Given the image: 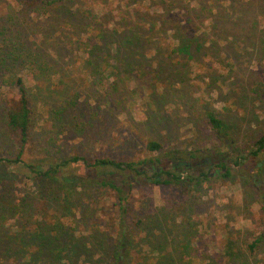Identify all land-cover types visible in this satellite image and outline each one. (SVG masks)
<instances>
[{
    "label": "rangeland",
    "instance_id": "rangeland-1",
    "mask_svg": "<svg viewBox=\"0 0 264 264\" xmlns=\"http://www.w3.org/2000/svg\"><path fill=\"white\" fill-rule=\"evenodd\" d=\"M197 1L191 0L195 5ZM232 1L238 25L233 27L220 21L214 31L219 36L213 41V35L208 34L209 18L195 19L196 34H207L204 47L186 65L172 63L163 74L157 75L154 66L140 67L151 63L143 57V50L135 60L139 67L130 73L122 68L112 74L104 72L101 77L104 83L100 84L101 79L97 81L79 65L78 54L86 55L89 49L63 43V39L76 37L80 32L64 29V33L55 34L58 29H49L43 45L45 61L51 66L42 75L47 84L43 86V78L36 79L27 65H17L18 71L11 75L23 78L33 94L31 100L37 102L33 144L29 143L21 156L23 164L47 156V166L58 158L77 154L87 158L88 164L96 157L135 162L150 176L159 170L152 168L156 162L145 165L140 162L159 157L166 169L175 163H189L191 170L179 172L185 178L187 174L197 176L204 171L209 174L210 178L202 179L200 185L194 182L185 186L154 185L143 181L135 184L127 204L128 228L137 232L139 227L134 225L138 219L145 222L154 214L166 217L162 246L152 254L149 249L142 253L145 264H157L162 260L161 254L173 259L167 264H264V153L251 162L248 155L250 146L264 135V44L260 42L264 0H247L245 8H240V0ZM160 2L80 0L82 9L77 17H83L82 12L90 5L99 14L103 8H109L112 13L101 21L111 25L120 19L117 8L121 14L128 8L155 14ZM17 10L19 7L11 0H0V47H12L10 40L18 41L21 33V42L33 49L38 45L34 39L45 20L30 13L23 22ZM50 44L52 47H47ZM161 54L169 57L170 50H161ZM173 60L180 59L174 56L169 59ZM60 73L61 82H57ZM7 78V72H0V83ZM112 80L119 82L115 91ZM41 85L48 87V91L38 94ZM13 93H16L13 87L0 85V157L9 159H14L19 150L3 124L5 100ZM66 94L69 97L64 99ZM70 98L75 100L68 111L70 125L56 128L50 118V122L44 123V107H62L61 103ZM207 110H213L230 126L228 141L216 138L204 116ZM150 140L158 142L161 150H149ZM190 152H195L196 158H190ZM219 160L229 168V177H223L224 170L216 167ZM26 170L19 163L0 165V208L3 207L0 214L4 215L0 216L1 231L8 235L22 234L43 222L49 229L61 223L75 236L87 237L93 230L115 236L118 215L109 192L76 180L75 196L81 198L82 206L54 205L49 200L45 203L38 180L28 178ZM98 172L119 174L112 168ZM96 173L94 168L81 163L63 171L77 179ZM259 236L261 240L251 248L250 243Z\"/></svg>",
    "mask_w": 264,
    "mask_h": 264
},
{
    "label": "trees",
    "instance_id": "trees-1",
    "mask_svg": "<svg viewBox=\"0 0 264 264\" xmlns=\"http://www.w3.org/2000/svg\"><path fill=\"white\" fill-rule=\"evenodd\" d=\"M11 2L19 7V10L15 12L21 14L23 22L29 19L30 13H34L36 17L44 18L45 23L42 28L40 27V31L34 39L35 44L38 43V45L33 49L24 46L20 40L21 33L17 37L18 41L10 40V44H14L12 47H0V72L8 74V78L0 85L16 89V93L8 94V98L5 100L3 124L11 139L15 140L19 147L14 159L0 157V165L10 163L25 165L26 176L32 177L33 181L38 180L37 184L41 186L40 196L45 200L44 202L49 200L54 202V205L80 203L82 206L81 198L75 196L76 180H81L86 185L100 187L111 194L118 215V223L113 237L104 231L97 230H93L87 237L75 236L69 228L64 227L61 223L54 224L53 229H49L48 226L43 225V222H39L33 231L15 235H8L7 232L0 230V264H133L134 262L145 264L142 262V253L149 249L148 251L152 254L162 246L160 242L165 231L166 217H163L162 214V217L154 214L145 222L138 219L134 225L139 227L137 232L128 228L126 224L127 204L135 184L143 181V183L148 182L154 185L183 184L185 186L193 182L195 185H200L202 179L210 178L209 174L204 171L197 176L187 174L188 178H185L179 172L187 170V168L191 170L193 167L189 163H175L171 168L166 169L162 167L163 159L159 157L140 162L144 165L156 162L152 168H159V170H155V173L150 176H146L144 168H138V163L135 162L96 157L93 158L91 164H88L87 158L77 154L69 158H58L54 164L49 163L47 166H45L48 162V158H45L47 156L34 158L31 160L33 162L23 164L21 156L26 147L30 145L29 143L33 144V131L38 113L37 102L31 100L33 94L23 78L11 77V75L18 71L17 65H27L36 79L43 78L41 82L43 86L47 84L42 75L50 71L49 67L51 66L48 61H45L43 45L47 40L45 32L49 29H58L55 34L64 33V29L68 32L71 29L80 32V34H76V37L69 36L67 40L63 39V43L67 46H77L78 49L82 46L89 49L86 55H81L82 50L76 48L81 52L78 54V59L81 60L79 65L87 69L88 74L91 72V76L97 78V81L101 79L102 73L112 74L115 69L122 68L125 73L132 72L139 67L135 60L140 57V52L143 50L145 52L143 57L151 63L140 67L151 68L154 66L153 69L157 75L163 74L165 68L170 64L186 65L188 61L194 59L195 53L204 47L207 40L204 36L207 34H196L194 31L196 29H194L195 19L209 18L211 31L208 34L213 35V41L219 36L214 31L220 21L227 22V25L233 27L238 25L235 8L232 6L233 1L198 0L195 5L191 0H161L157 6L159 10H156L155 14L135 8L131 11L128 8L121 14L120 9L117 8L121 15L120 19L113 21L111 25L101 21V18L112 13L109 8H103L102 13L99 14L90 5L87 6L88 10L82 12L83 17H77L82 9L79 6L80 0H11ZM248 4L247 0H240V8H245ZM150 13L153 15H149ZM75 19L79 23H76ZM260 42L264 44V30H262ZM55 43L58 46L61 44L58 41ZM47 47L52 46L50 44ZM147 49H149L148 52H146ZM164 49L170 50L169 57L161 54V50ZM173 56L175 59L179 58L184 61H169ZM112 60H115L116 63L112 64ZM36 71L39 72V75L35 74ZM60 76L61 73L56 78L57 82H61ZM98 83L103 84L104 82L101 79ZM110 83L114 84V91L119 86V82L115 80ZM42 85L39 86L38 94L48 91V87L43 88ZM67 97H69L68 94L64 99ZM61 104L62 107H44L43 111L46 115L44 123L48 122L50 118L51 124L56 128L64 127L66 123L70 125L68 111L74 107L75 100L70 98ZM204 116L218 140L226 142L230 139L232 133L230 126L213 110H207ZM72 120H74V116H72ZM147 148L152 151H160L161 145L150 140L147 143ZM197 152L199 151L197 150ZM262 153H264V135H261L248 149L249 161L256 159ZM196 156L195 152H190V158H196ZM79 163L91 166L97 173L85 174L84 178L78 179L70 174H63V171L70 169L71 165ZM234 163L237 165V161ZM260 165L261 162L256 164L258 167ZM216 167L224 170L223 177L230 176L229 168L225 166L223 160H219ZM108 168L116 170L119 174H99L98 170ZM58 172L60 174H57ZM132 173L137 177H134ZM2 208H0V213ZM1 215V218H4V215ZM171 225L174 226L175 223L172 222ZM169 231H173V229H169ZM261 238L262 236H259L249 246L253 248ZM160 257L162 260L157 261V264H167L169 260L171 262L173 260L165 254H161Z\"/></svg>",
    "mask_w": 264,
    "mask_h": 264
}]
</instances>
